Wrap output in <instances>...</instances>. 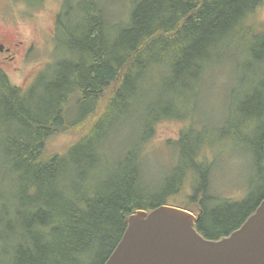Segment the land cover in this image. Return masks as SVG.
Segmentation results:
<instances>
[{"label": "trees", "instance_id": "trees-1", "mask_svg": "<svg viewBox=\"0 0 264 264\" xmlns=\"http://www.w3.org/2000/svg\"><path fill=\"white\" fill-rule=\"evenodd\" d=\"M49 1L41 0L28 16L39 20ZM60 1L56 42L76 56L59 61L51 79L42 73L26 88L15 86L0 70L1 166L6 175H15L0 181V264H105L132 213L170 205L182 194L191 205L182 207L200 215L197 228L205 238L217 241L239 229L256 211L264 190H251L239 201L212 194V156L206 150L217 149L198 150L197 140L186 134L190 125L170 142L181 152L178 163L189 162L180 163L158 193L143 185L145 145L129 146L116 160H107V126L113 113L132 108L142 86L155 76L157 99L143 102L144 110L163 115L148 125L142 141L152 138L162 121L188 123L175 95L209 87L221 66L215 53L231 37L251 38L249 51L257 63L263 61L264 0ZM76 12L83 25L73 27ZM111 17L120 24H110ZM60 33L66 40L60 42ZM250 88L237 103V138L253 148L254 180L264 181V78ZM81 131L65 151L48 152L54 136ZM189 165L192 176H186ZM220 199L217 206L211 204Z\"/></svg>", "mask_w": 264, "mask_h": 264}, {"label": "rangeland", "instance_id": "rangeland-1", "mask_svg": "<svg viewBox=\"0 0 264 264\" xmlns=\"http://www.w3.org/2000/svg\"><path fill=\"white\" fill-rule=\"evenodd\" d=\"M10 1V9L6 13L9 6L8 0H0V42H4L7 37L12 42L20 44L16 52H0V67L15 86L26 88L30 87L42 73L47 79H51L55 73L54 67L59 61L66 56L74 58L76 55L68 53L57 42L49 44L50 39L56 41V33L54 34L53 31V28L56 30V26L53 27V22L55 20L56 24L55 17L60 13L63 5L60 0H50L47 8L39 16V20L34 17H19L32 15L41 4V0ZM74 15L76 17L70 19L71 25L76 27L79 22L83 25L80 13L76 12ZM260 15L264 20V7ZM115 20L111 17L109 23L113 24ZM116 24L119 25L120 21L116 20ZM60 37V42L62 38L66 40L62 33ZM243 37V35H235L230 38L231 43L227 47L217 50L215 57H218L217 61L221 63V66H219L218 76L208 88L200 90L197 94L177 93L175 95L180 113L185 115L189 122L183 119L162 121L158 126L156 125L154 136L144 139L145 142L142 141L144 130L149 124L156 123L163 112L158 109L149 112L144 110L145 104L149 102L155 104L157 99V76L151 84H144L132 101V108L126 107L123 112L115 116L114 113L111 115L107 126V139L111 144L105 152L107 160H116L118 156L127 152L129 146L139 145L143 148L145 145L143 185L149 192L157 191L158 193V188L164 183V179L173 174L180 163L189 162L185 159L178 163L181 152L170 142L178 139L185 125L187 127L190 125L186 129V134L197 140L195 145L199 148L198 150L201 151L208 145L217 149L216 153H213L209 147L206 150L212 156L208 163L210 168L213 167L210 186L212 194L239 201L251 190L262 192L264 181L254 180L255 170L250 158L254 155L253 148L243 146L237 138V132H239L237 103L251 90L250 87L254 81L264 78V59L261 63L256 62L258 59H255L249 51L254 46L250 43L251 38L244 41ZM34 46L36 47L33 48ZM11 57H14L11 61L4 60H9ZM78 112L79 109L76 113ZM148 113L151 115L146 117ZM2 133L4 129L3 124L0 123V135ZM82 133L81 131L54 136L48 143V152L65 151L83 135ZM146 133L153 132L146 131ZM187 139L189 136L184 143L188 142ZM1 145L0 143V181L1 176H9L10 179L15 176L4 173L1 166L3 161ZM221 145L227 146L222 148ZM185 171L186 176H192L194 172L190 165ZM197 182L195 178V183ZM9 184L10 180H7L4 185L6 190L9 189ZM2 188L0 183V191ZM186 192L191 193V190L186 187ZM221 200L211 201V204L215 203L213 206H217ZM168 204L191 207L188 196L184 194L172 198Z\"/></svg>", "mask_w": 264, "mask_h": 264}, {"label": "water", "instance_id": "water-1", "mask_svg": "<svg viewBox=\"0 0 264 264\" xmlns=\"http://www.w3.org/2000/svg\"><path fill=\"white\" fill-rule=\"evenodd\" d=\"M197 221L174 206L137 210L105 264H264V199L239 229L218 241L205 239Z\"/></svg>", "mask_w": 264, "mask_h": 264}, {"label": "flooded vegetation", "instance_id": "flooded-vegetation-1", "mask_svg": "<svg viewBox=\"0 0 264 264\" xmlns=\"http://www.w3.org/2000/svg\"><path fill=\"white\" fill-rule=\"evenodd\" d=\"M18 43H14L12 42L9 38H5V41L4 42H0V47H1V50L4 52H11V51H14L18 49ZM15 54V53H14ZM5 61H11L13 60V58L11 57L9 60L7 59H4Z\"/></svg>", "mask_w": 264, "mask_h": 264}]
</instances>
